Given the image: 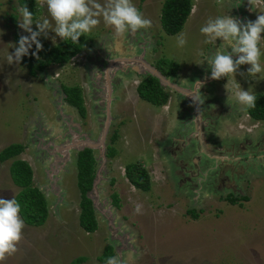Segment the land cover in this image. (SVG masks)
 <instances>
[{
    "label": "rangeland",
    "instance_id": "374dc122",
    "mask_svg": "<svg viewBox=\"0 0 264 264\" xmlns=\"http://www.w3.org/2000/svg\"><path fill=\"white\" fill-rule=\"evenodd\" d=\"M163 2L133 0L151 21L135 34L117 35L101 18L69 62L33 77L7 61L19 37L30 33L17 26L18 0H0V151L24 145L18 157L31 166L33 184L49 208L42 225L24 223L17 251L0 264H73L77 258H83L77 264H105L98 257L106 246L122 264H264V120L251 118L234 96L236 82L264 94V74L251 76L244 64L235 74L210 79L208 58L232 44L220 38L205 44L200 32L209 17L255 20L264 14V0H192L175 35L162 29ZM36 7V19L48 18L39 0ZM31 27L38 30L35 23ZM46 31L40 39L61 41ZM181 34L184 47L177 43ZM163 58L179 67L161 79L174 87L163 84L168 100L157 106L139 98L136 86ZM62 86L81 88L85 117L64 100ZM199 89L206 100L197 116L185 92ZM85 141L97 144L90 194L98 228L92 233L78 221L75 161ZM130 163L146 169L149 191L131 185L125 175ZM9 166L10 160L0 162L4 199L19 190Z\"/></svg>",
    "mask_w": 264,
    "mask_h": 264
},
{
    "label": "clouds",
    "instance_id": "9594fccd",
    "mask_svg": "<svg viewBox=\"0 0 264 264\" xmlns=\"http://www.w3.org/2000/svg\"><path fill=\"white\" fill-rule=\"evenodd\" d=\"M39 6L47 9V17L34 19V13L29 10L26 3H20L16 8L19 16L17 26L30 33V36H20L18 47L14 53H9V64L20 63L22 58L29 55V49L35 44L36 51L32 56H37L43 45L37 39L43 33L47 38L51 29L62 41H71L77 45L80 37L90 34L101 23V18L106 26H111L117 35L125 33L135 34L138 30L150 26L151 21L143 16L134 5L133 0H39ZM50 18V19H49ZM50 20L54 22L50 23ZM36 24L37 31H33L31 25ZM204 35V43H217L218 38L232 44L230 50L224 53L217 52L208 58L207 64L211 68L210 79L220 80L229 74H235L241 65L248 64L249 75L264 74V65L261 64V56L264 55V14H259L255 20L240 18L232 15L209 17L200 28ZM55 42V38H53ZM179 47L187 44L184 34L177 40ZM233 57H236L234 60ZM243 75V73H240ZM197 85H202L200 80ZM201 89V87H200ZM199 92H185L190 97L198 115H201L205 103V96ZM234 96L237 103L245 109L256 107L257 95L249 88L244 90L236 82ZM140 205L136 206V212H140ZM21 205L15 199L0 197V262L6 256H11L17 251V244L22 238L24 220L21 218ZM105 264H122L118 255H113L105 260Z\"/></svg>",
    "mask_w": 264,
    "mask_h": 264
},
{
    "label": "trees",
    "instance_id": "16d2710c",
    "mask_svg": "<svg viewBox=\"0 0 264 264\" xmlns=\"http://www.w3.org/2000/svg\"><path fill=\"white\" fill-rule=\"evenodd\" d=\"M26 3L29 10L34 13V19L38 15L36 0H18V4ZM192 10V0H164L161 8L160 23L164 32L168 35H175L180 32ZM37 39L43 45L38 57L28 56L22 58L19 63L24 66L29 75L35 77L38 72H43L52 64L62 65L69 62L83 47L85 36L80 37L77 45L71 41H60L55 45H50L44 40ZM36 51V46L33 44ZM156 69L165 77H170L176 73L179 65L170 59H159ZM61 91L64 100L74 107L81 117L86 116V108L81 88L78 86H62ZM139 98L153 105L161 106L166 104L168 94L160 80L151 74L142 78L136 86ZM256 107L247 109V112L254 120H264V94L258 93ZM115 138L113 137L112 140ZM25 147L21 143H12L0 151V162L10 160L9 173L14 185L19 190L15 199L21 205V218L24 223L30 226L42 225L48 216L49 208L43 192L33 184V171L29 163L18 156L24 151ZM114 149L109 146L108 155H113ZM76 183L80 192V213L78 217L80 227L88 233L97 230L98 222L95 214V207L89 193L93 189V182L96 178V158L93 149L85 147L79 150L76 155ZM125 175L131 185L142 191H149L151 187L150 177L145 168L139 164L130 163L125 166ZM233 201V200H231ZM113 256L112 246H106L103 253L98 257L100 262ZM77 258L73 264L82 261Z\"/></svg>",
    "mask_w": 264,
    "mask_h": 264
},
{
    "label": "water",
    "instance_id": "95a60500",
    "mask_svg": "<svg viewBox=\"0 0 264 264\" xmlns=\"http://www.w3.org/2000/svg\"><path fill=\"white\" fill-rule=\"evenodd\" d=\"M149 73L151 74V75H153V76H156L159 80H160V82L162 83V81H161V79L162 78H165V76H163L157 69H156V67L154 68V69H151V68H149ZM164 83H162V85H163ZM165 86H168V87H174L173 85H171V84H169V82H166V84H164ZM97 146V144H95V143H92V142H90V141H85V143H84V147L83 148H85V147H88V148H91V149H93L94 147H96ZM83 148H81L80 150H82ZM95 183H96V179L94 180V182H93V187H95ZM89 196L91 197V194L89 193Z\"/></svg>",
    "mask_w": 264,
    "mask_h": 264
}]
</instances>
